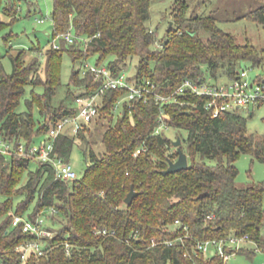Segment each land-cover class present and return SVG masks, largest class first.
Listing matches in <instances>:
<instances>
[{"label": "trees", "instance_id": "obj_1", "mask_svg": "<svg viewBox=\"0 0 264 264\" xmlns=\"http://www.w3.org/2000/svg\"><path fill=\"white\" fill-rule=\"evenodd\" d=\"M15 1L0 0V13L10 16L9 21L0 17V31L17 19ZM253 1L256 8L249 15L264 25V0ZM53 3L50 47L44 51L33 46L9 54L10 73L0 62V138L12 146L9 154L0 151V264L22 263L21 246L37 240L45 253L32 252L24 264H227L217 254L186 257L183 243L176 241L186 234L189 249L197 240L247 235L249 240L237 254L251 258L264 250V182L240 186L236 165L243 154L264 162V135L249 132L240 109L214 117L205 107L206 98L189 94L164 105L154 98L133 100L131 107L125 103L119 113L116 103L126 90L109 89L93 120L97 125L108 123L102 138L105 150L98 153L91 147L86 135L90 126L76 135L61 134L56 144V152L70 162L76 140L85 142L88 164L81 176L57 178L51 163L37 160L28 151L39 137L46 139L59 121L77 114V97L101 89L103 79L83 73L86 60L93 56L98 57L97 65H106L114 76L135 62L136 71L127 76L128 81L136 85L150 81L167 95L187 78H231L243 63L262 67L264 53L222 30L216 16L191 12L186 0L172 9L174 26L168 28L161 48L156 47L158 37L148 26L151 0ZM70 30L78 37L75 42L60 37V48H55L53 40ZM202 31L209 33L208 38ZM81 37L90 39L87 50ZM4 40L13 48L12 33ZM31 52L35 55L28 60ZM66 54L74 67L65 96L58 100ZM29 87L27 110L20 112ZM37 87L43 91L37 92ZM35 108L40 116L38 129ZM162 111L169 127L187 132L181 147L189 160L186 170L166 175L163 171L177 160L178 149L164 130L157 133ZM21 144L27 149L24 155L18 153ZM132 185L138 195L126 204ZM40 215L48 218L52 236L39 238L24 230V222L14 225L16 216L34 222ZM105 229L108 234L102 233ZM152 239L175 242L153 246ZM248 243L256 249L248 248Z\"/></svg>", "mask_w": 264, "mask_h": 264}, {"label": "rangeland", "instance_id": "obj_2", "mask_svg": "<svg viewBox=\"0 0 264 264\" xmlns=\"http://www.w3.org/2000/svg\"><path fill=\"white\" fill-rule=\"evenodd\" d=\"M183 0H151V19L148 21L149 28L155 32L158 37L156 43L157 48L162 47V39L165 37L168 28L174 26V20L172 17V9ZM190 5L191 12L196 10L198 15H214L218 19L219 27L227 33L234 35L241 44L250 42L260 52L264 53V25L259 24L252 19L249 15L251 10L256 8L253 0H186ZM17 8L19 12L17 19L14 21L11 27H7L0 31V62L6 72L12 71V63L9 54H16L22 48L30 49L33 46L41 47L44 51L50 47L52 41V35L54 32L52 13L54 10L53 0H16ZM0 17L4 21H9L10 16L1 12ZM43 20V21H42ZM172 22V25L170 26ZM13 34L12 46L7 45L4 37L9 34ZM75 34V32H73ZM202 36L206 39L209 33L202 31ZM35 54L30 53L27 55V59L30 60ZM97 56H93L89 59V62L93 65L97 64ZM41 62L44 65L46 63V57L41 55ZM242 67L249 70V74L252 78H255L259 73L263 72L264 65L262 67H254L251 63H243ZM74 64L72 59L66 54L64 56L62 66V85L59 88L57 99H61L65 96V91L72 75ZM40 70L44 75V68L41 66ZM136 71V63L134 62L128 71H125V75H131ZM31 87L27 89L25 97L22 99L19 106V111L27 110V99L31 98ZM36 91L41 93L42 87H37ZM122 109L118 110L119 113ZM248 121V129L251 134L264 135V105L251 106L250 110H239ZM34 118L38 125L40 116L37 108L34 109ZM118 113L113 119L116 122ZM108 123L106 121L102 124H96L93 122L90 125V130L86 135L89 138L91 147L100 153L105 150L102 138ZM39 128V125L36 127ZM166 136L176 140L178 137H187L185 130H178L172 127L164 129ZM45 135H42L37 139L35 144H40L45 140ZM86 148L85 142L76 140L73 147L70 163L78 176H81L88 164V158L84 153ZM214 163V161H209ZM236 165L239 169L237 177V183L240 186H249L253 183L264 182V162L256 160L249 154H243L240 156ZM49 214V212L47 213ZM49 220L46 222L48 223ZM59 226V225H58ZM57 226V228H58ZM247 245V244H246ZM248 248L256 249L254 244L248 243ZM227 264H264V250H257L255 254L250 258L245 254H236L231 256L227 261Z\"/></svg>", "mask_w": 264, "mask_h": 264}, {"label": "built area", "instance_id": "obj_3", "mask_svg": "<svg viewBox=\"0 0 264 264\" xmlns=\"http://www.w3.org/2000/svg\"><path fill=\"white\" fill-rule=\"evenodd\" d=\"M60 37H64L70 44H73L78 38L72 30L64 34H59L58 38L53 40L55 48H60V44L57 42ZM80 40L83 42L84 49L87 50L90 39L81 37ZM87 72L93 73L94 78L96 79H103L104 84L101 89L93 95L77 97V114L59 121L50 129L45 140L38 145L33 144L28 150L37 160L44 163H51L55 169L56 177L65 180L76 179L78 178V174L72 167L71 163L56 152L57 141L63 133L69 132L76 135L81 130H85L87 126H90L93 120L99 115L103 102V95L109 89L126 90L125 95L116 103L117 110H123L125 103L131 107V102L133 100H143L144 102H147L151 98H154L157 103L164 105L178 101L180 96L189 94L206 98L205 107L212 112L214 117L226 111H233L242 108L250 110L251 106L259 107L264 105V69L263 72L259 73L255 78L250 76L249 70L245 67L239 68L236 75L231 78L226 76L214 78L212 75H204V77H200L198 80L187 78L174 92L167 95L159 93L156 85L150 81H147L143 85H136L128 81L125 73H122L119 76H114L112 71L106 65H93L89 62V59L86 60L83 70L84 74ZM164 115L165 112L162 111L159 117L160 125L157 129V133L169 128L164 121ZM11 149L12 146L0 138V151L9 154ZM138 152H140V150ZM18 153L20 155L27 153L24 144L19 146ZM47 220L48 218L44 215H40L34 222L26 217L16 216L14 219V225L24 222L25 231L35 232L39 238H42L54 234V232L48 228L49 221L47 223ZM176 225H179L180 227V220H176ZM182 227L185 230H188V226H181V228ZM102 233L108 234V231L105 229ZM113 233L115 232L113 231ZM189 237V234H186L183 236L181 235L176 239V241H181L183 243L185 248L184 255L186 257L193 258V256L199 254L204 256L217 254L225 260L236 255V251L242 246V244L249 240L247 235L242 237L230 236L226 239L197 240L191 246V249H189L186 246ZM174 242L175 240L152 239L153 246L163 243L172 246ZM66 247L67 253L70 254L71 248L69 244H67ZM21 249L23 251L22 259L24 261H26L32 252L42 255L46 250L39 240L22 245ZM24 261L20 264H24Z\"/></svg>", "mask_w": 264, "mask_h": 264}, {"label": "water", "instance_id": "obj_4", "mask_svg": "<svg viewBox=\"0 0 264 264\" xmlns=\"http://www.w3.org/2000/svg\"><path fill=\"white\" fill-rule=\"evenodd\" d=\"M172 25V22L170 26ZM194 34L195 32H191ZM182 139L181 137H178L174 142L173 145L178 149V158L177 160H171L169 162V166L167 169L163 171V174H169V173H176L182 170H186L189 167V160L188 155L184 152V150L181 147ZM138 195V191H136L134 185L131 186V189L127 196L125 197L124 202L126 204H131L134 198ZM207 193L202 194L200 197H205Z\"/></svg>", "mask_w": 264, "mask_h": 264}]
</instances>
